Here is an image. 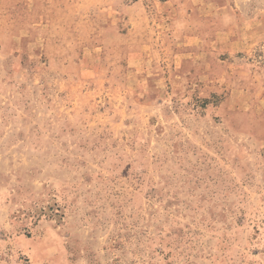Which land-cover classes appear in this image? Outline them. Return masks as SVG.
<instances>
[{"label": "rangeland", "instance_id": "obj_1", "mask_svg": "<svg viewBox=\"0 0 264 264\" xmlns=\"http://www.w3.org/2000/svg\"><path fill=\"white\" fill-rule=\"evenodd\" d=\"M0 264H264V0H0Z\"/></svg>", "mask_w": 264, "mask_h": 264}]
</instances>
